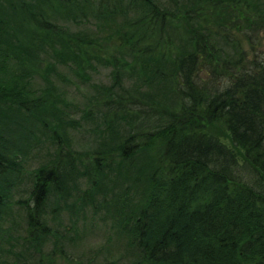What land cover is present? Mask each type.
Segmentation results:
<instances>
[{
  "label": "trees",
  "instance_id": "obj_1",
  "mask_svg": "<svg viewBox=\"0 0 264 264\" xmlns=\"http://www.w3.org/2000/svg\"><path fill=\"white\" fill-rule=\"evenodd\" d=\"M241 1L0 0V223L16 204L27 214L17 238L0 225V264H52L44 256L55 234L51 205L65 207L82 180L83 203L101 210L108 198L126 237L121 260L264 264V50L221 17ZM51 3L62 6L57 20L40 7ZM252 4L259 10L264 0ZM252 13L240 24L264 28V9ZM181 19L190 45L177 49L167 26ZM99 67L110 69L111 84L93 81ZM76 81L92 90L86 101L72 98ZM84 128L98 142L85 162L70 148ZM41 133L59 151L30 170L28 196L14 200ZM123 184L110 201L109 192L97 196Z\"/></svg>",
  "mask_w": 264,
  "mask_h": 264
},
{
  "label": "rangeland",
  "instance_id": "obj_2",
  "mask_svg": "<svg viewBox=\"0 0 264 264\" xmlns=\"http://www.w3.org/2000/svg\"><path fill=\"white\" fill-rule=\"evenodd\" d=\"M164 1V2H163ZM167 0H162L163 3H166ZM259 0H248L244 2L246 7L243 6L242 1L239 2V6H235L232 10V15L223 13L221 17L223 19L231 20V32L237 36L248 32L250 36L252 35L255 39L257 45L256 49L259 53H262L264 50V28L262 25L255 26L253 30L251 28H245L244 25L240 24L245 23L247 18H253L252 12H258L263 10L264 7L257 6L259 10L252 6V2ZM262 1V0H261ZM176 6V5H175ZM40 7L44 9L49 16L57 20L58 17H61L62 6L51 4H40ZM46 8V9H45ZM50 12H49V11ZM59 11V12H58ZM183 12V10H181ZM209 7L205 8V12H209ZM240 21V22H239ZM185 20L172 21L168 24L167 30L174 37L175 44L177 49L189 46L190 42L187 38V31L184 29ZM237 29L241 30H236ZM234 27V28H233ZM184 29V30H183ZM245 36L241 37L242 43L245 48H248L249 41L246 40ZM259 41V42H257ZM108 42L104 44V53H107L110 49V44ZM114 47L111 46V52H113ZM251 57H254V53H249ZM50 60V58H48ZM60 72L68 73V69L64 64H58ZM93 81L95 80L98 84L109 85L112 82L111 71L109 68L99 67V69L92 74ZM56 79V77H55ZM36 82L34 86L36 88L40 85L45 84L44 79L41 76L36 75ZM80 88L74 84L70 88L72 92V98L78 101H86L88 94L92 92L89 87H85L80 81H76ZM161 106L162 102H159ZM159 106V105H158ZM160 106V107H161ZM174 109V108H172ZM41 143L39 146H36L35 149L31 150L27 157V166L24 167L25 175L21 178L22 181L13 190V199L16 200L20 196H28L31 179L27 178L30 175V170L36 168L37 166L46 164L55 158L57 152L59 151L58 143L49 138L47 134L41 133ZM222 140L225 143L231 145V141L227 137L222 136ZM73 148L72 150H77L83 161H88L89 157L93 154V147L96 141V136L90 132H86L84 128L82 131H74L71 134L70 139ZM96 147V145H95ZM94 147V148H95ZM158 146H153V150L157 152ZM242 169L244 171L248 170L247 165L243 161L241 156ZM121 184V183H119ZM88 186V183L82 180L77 190L71 188L69 190V198L66 201V206L63 207L64 203L61 201L62 207L60 209H53L57 203L51 205V213H49L48 219L52 223V226L55 230L54 237L49 240L46 244V252L44 256L47 257L46 263L52 264H105L111 259H115V264H130L125 259H120L122 255L126 252V237L121 235L118 230L114 229L112 217L108 214V198H106V204L101 210H95L94 206L98 201H90L89 203H83L80 194ZM122 188L126 189V186L123 184L121 187L117 186L112 188L109 186L105 187V190H100L97 194L98 197L109 192V201L113 195L117 196L118 193L122 192ZM94 190L95 187L90 188ZM134 199L137 200L139 196L135 193ZM80 196V197H79ZM14 207V206H13ZM106 207V209H105ZM16 214L6 215V219L2 224L4 228L12 225V235L17 238L18 234H22L26 229L25 222L27 221L26 211L22 207L16 204ZM49 208V207H48ZM20 209V211L18 210ZM53 209V210H52ZM16 222V223H14ZM69 236H75V240H68ZM121 236V237H120ZM58 245L57 249L55 246ZM63 246H66V253L61 252ZM19 249V248H18ZM55 249V251H53ZM29 256V254H28ZM37 260V258H35ZM33 263V262H32Z\"/></svg>",
  "mask_w": 264,
  "mask_h": 264
}]
</instances>
